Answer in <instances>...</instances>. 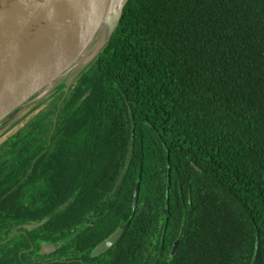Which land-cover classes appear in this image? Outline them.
I'll use <instances>...</instances> for the list:
<instances>
[{
    "label": "trees",
    "instance_id": "16d2710c",
    "mask_svg": "<svg viewBox=\"0 0 264 264\" xmlns=\"http://www.w3.org/2000/svg\"><path fill=\"white\" fill-rule=\"evenodd\" d=\"M63 97L14 152L36 147L33 161L59 111L39 160L82 149L90 191L106 194L73 203L104 209L90 214L99 235L89 247L123 228L105 264H264V0H129L58 110ZM10 188L0 191V231ZM13 241L0 264H24L26 246Z\"/></svg>",
    "mask_w": 264,
    "mask_h": 264
},
{
    "label": "water",
    "instance_id": "95a60500",
    "mask_svg": "<svg viewBox=\"0 0 264 264\" xmlns=\"http://www.w3.org/2000/svg\"><path fill=\"white\" fill-rule=\"evenodd\" d=\"M128 2L0 0V140L44 103L64 92L60 109L75 82L112 40ZM133 145L132 141L128 162ZM168 165L169 190V156ZM139 195L138 181L134 207ZM122 233L123 228L118 227L98 251L111 247ZM179 244L180 240L176 241L171 255Z\"/></svg>",
    "mask_w": 264,
    "mask_h": 264
},
{
    "label": "flooded vegetation",
    "instance_id": "af4514ba",
    "mask_svg": "<svg viewBox=\"0 0 264 264\" xmlns=\"http://www.w3.org/2000/svg\"><path fill=\"white\" fill-rule=\"evenodd\" d=\"M86 95L84 98L88 96ZM50 108L52 104L48 107L44 106L18 129L0 140V171L3 170L0 176V191L11 186L2 197V199L9 198L7 202L10 206L5 210V214L10 216L3 222V227L5 226L7 231L3 227V231H0V247H5V250L0 251V260L5 263L12 258L8 257L12 256L8 246L17 239L19 248L26 246L19 250V259L24 264H105L107 260L113 259V256L108 254L119 239L103 252H99L98 247L107 237L96 242L93 247H89L99 235L97 230L93 229L90 214L102 212L104 209H92L89 204L83 207L73 206L77 198L83 200L85 205L91 197L102 199L106 195L105 192L90 191L88 186L90 177L86 175L87 158L85 154L82 155V149H66L64 153L57 151L53 153L52 159L39 160L50 151L51 136L57 125L59 111L55 115L54 128L46 148L36 155L33 161L29 159L32 153L36 152V147L28 149L19 144L21 150L17 154L14 152L15 147L18 146L16 141L24 143L25 136L30 130L32 131L31 127L28 128L31 122L41 112ZM5 154H9V159L1 160ZM11 154L14 158L10 157ZM26 167H28L27 173L20 178L27 170ZM34 170L36 175L30 178ZM121 179L122 176L119 177L117 185ZM60 199L66 200L58 203ZM165 231L166 229L163 230L164 233ZM178 240L180 239L176 241ZM176 241L170 247V256Z\"/></svg>",
    "mask_w": 264,
    "mask_h": 264
},
{
    "label": "rangeland",
    "instance_id": "374dc122",
    "mask_svg": "<svg viewBox=\"0 0 264 264\" xmlns=\"http://www.w3.org/2000/svg\"><path fill=\"white\" fill-rule=\"evenodd\" d=\"M53 103V101H49L46 104L44 103L40 108H38L35 112H33L31 115H29L24 121H22L20 124H18L15 128H13L8 134L12 133L13 131H15L16 129H18V127H20L23 122H25L26 120H28L31 116H33L34 114H36L38 111H40L44 106L48 107ZM8 134H6L5 136H7Z\"/></svg>",
    "mask_w": 264,
    "mask_h": 264
}]
</instances>
